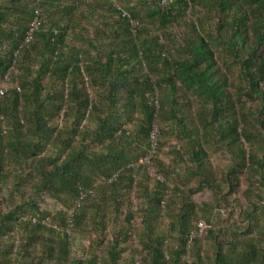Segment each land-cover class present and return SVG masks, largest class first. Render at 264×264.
<instances>
[{
  "label": "trees",
  "instance_id": "16d2710c",
  "mask_svg": "<svg viewBox=\"0 0 264 264\" xmlns=\"http://www.w3.org/2000/svg\"><path fill=\"white\" fill-rule=\"evenodd\" d=\"M0 88V264H264V0H0Z\"/></svg>",
  "mask_w": 264,
  "mask_h": 264
},
{
  "label": "rangeland",
  "instance_id": "374dc122",
  "mask_svg": "<svg viewBox=\"0 0 264 264\" xmlns=\"http://www.w3.org/2000/svg\"><path fill=\"white\" fill-rule=\"evenodd\" d=\"M167 150V145H165L163 147V149L160 151H158V156H160L161 158H163L164 160H170V157H173L172 153L170 152H166ZM154 170H155V167L154 165L151 164V166H149V171H151L152 173H154ZM49 206H53V204H50ZM137 223H138V220H137Z\"/></svg>",
  "mask_w": 264,
  "mask_h": 264
},
{
  "label": "built area",
  "instance_id": "2783aa9c",
  "mask_svg": "<svg viewBox=\"0 0 264 264\" xmlns=\"http://www.w3.org/2000/svg\"><path fill=\"white\" fill-rule=\"evenodd\" d=\"M29 32H31V30H29ZM3 93V89L2 88H0V94H2ZM156 129H154L153 130V135L152 136H155L156 135ZM154 146V145H153ZM155 147V146H154ZM203 223H200V226H199V230L201 231L202 229H203Z\"/></svg>",
  "mask_w": 264,
  "mask_h": 264
}]
</instances>
